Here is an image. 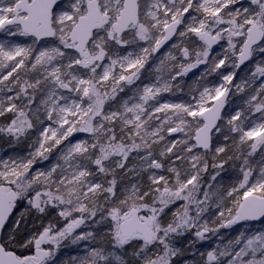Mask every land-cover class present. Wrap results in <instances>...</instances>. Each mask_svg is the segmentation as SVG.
Listing matches in <instances>:
<instances>
[{
    "label": "snow or ice",
    "instance_id": "6c2138e0",
    "mask_svg": "<svg viewBox=\"0 0 264 264\" xmlns=\"http://www.w3.org/2000/svg\"><path fill=\"white\" fill-rule=\"evenodd\" d=\"M0 34V134L34 136L26 156L0 160V264H56L64 241L96 240L76 233L87 222L107 226V244L102 236L78 264H176L187 234L194 259L183 264H264V231H240L207 252L194 247L209 233L264 220V155L258 169L248 159L264 150V58L233 83L264 54V0H0ZM165 45L154 79L142 81ZM202 65L197 95L164 97L183 92L180 82ZM214 74L218 83H201ZM237 93H246L242 107L231 106ZM75 133L90 139L70 140ZM215 134L238 137L236 150L248 151L242 178L210 195L200 153L226 152L213 146ZM54 154L46 170H33ZM133 154L138 165H129ZM227 162L211 165L213 181ZM118 172L136 182L122 183ZM213 198L210 227L203 216ZM53 210L63 227L43 223ZM30 217L39 222L31 229Z\"/></svg>",
    "mask_w": 264,
    "mask_h": 264
},
{
    "label": "rangeland",
    "instance_id": "374dc122",
    "mask_svg": "<svg viewBox=\"0 0 264 264\" xmlns=\"http://www.w3.org/2000/svg\"><path fill=\"white\" fill-rule=\"evenodd\" d=\"M243 3L245 6H248V0H243ZM7 37L4 36V34H0V39H6ZM18 42H22V43H30V39L29 38H25V37H17L15 38ZM224 47H227L226 42H221ZM168 47H165V49H163L162 51H160L159 54H155V58H153L152 60L149 61V64L146 65V69L142 71L141 74V80L144 82H148L147 80H145V76H148L151 79H154V73H153V69L155 67V65L158 63V58L162 57L164 52H166L168 50ZM216 51H220V47L218 46L217 48H215ZM261 58H264V54H260V55H254L253 60L248 62L246 64V66H244L242 69L237 71V77L236 79H234L233 83H238L239 79L243 76H245V74L249 71L254 69V65L255 62ZM204 66L202 65L199 69H194L193 72L189 73L188 76H186L183 81L180 82V86L183 88V92H176L175 94H164V97L166 99L172 100L174 102H180V101H184V102H188L190 100V97L193 95H197V92L194 91L193 89L196 87V83L198 80V77L200 76V73L203 71ZM221 71H224L225 73L228 71H231V69H222ZM218 74H214L212 76L207 77L206 81H201V83H218ZM261 81H257V85L260 83ZM140 82L138 81L137 84H139ZM133 87V86H130ZM125 93H128V89H125ZM125 93H121V96H124ZM241 97L246 98V93H237L236 95H233L230 97V102H234L231 106L235 107L237 105L239 106H243ZM229 111H231V107L228 109ZM259 113H255L252 116L253 120H258L259 118ZM219 134H215L214 138H213V146H224L226 147V142H224V140H220L217 139L219 136ZM180 138V134H173L172 136L168 137L167 139H178ZM74 139H90L89 134L86 133H75L73 137H70V140H74ZM67 143V142H66ZM159 149L157 148V151ZM30 151H32V148L29 146H25V148L22 149V147H18L12 151H7V152H2L0 151V160H4V159H8L9 157L12 158H17V157H24L26 156ZM201 155H204L205 158L208 161L209 164V168L207 170V172H204L202 174V179H201V184L204 185L203 191H208L209 194L211 195L212 193H218V192H223L224 189L230 188L238 179L242 178V175H240V177L238 176H233V175H228L225 173V165H227L228 163H226L224 165V169L220 172V175L217 176L216 180L213 181L211 179V176L215 174V170L211 167V165L213 163H216L215 160L213 159V156L215 155L214 152H209V154L201 151L200 153ZM207 154V155H206ZM264 155V150H260L258 149L257 152L250 157V161L253 163L252 167L253 169H258L261 165H260V159L261 156ZM213 160V161H212ZM223 160H220V162ZM55 162V154L49 158L48 161H40L37 164H35L33 166V170L35 169H41V170H46L49 166L50 163H54ZM219 163V162H218ZM132 164H139V161L137 158H135V154H133V157H130L129 159V165ZM231 168V167H230ZM257 175V172L254 171L253 172V176ZM146 180V177H145ZM136 181L133 180L132 183H135ZM208 185H211V187H207ZM214 199L213 201H210V208L209 211L207 213L204 214L203 219L207 220L209 223V226L213 223V221L215 220V213H216V208H215V203H214ZM182 202H177L176 205H172L170 206L169 209H166V213H167V217L166 218H170L172 212H174L176 210L177 207L180 206ZM49 221H51L54 224H57L60 227H63V220L58 217L56 211H50L49 215L45 218H43V223L47 224ZM39 222H37L34 218L31 219V225L33 226V224H37L38 225ZM216 223H219V221H216ZM215 225V224H214ZM91 226L94 227L96 225L92 224L91 222H87L85 225L81 226V228L76 230V233L79 234L80 232H87V231H92L94 233H97V235H102L104 234V232L107 231V226H103L101 229L98 230V226H96V230L91 229ZM31 229V228H30ZM194 231V230H193ZM221 231V230H220ZM240 231H246V232H254V231H264V221L263 222H259L254 224L253 227L251 228H247L245 226H233V228L228 229L227 230V235H224V233L219 232L217 234L216 237V242L212 245L209 243L211 240L208 238L204 241H198L195 243L194 247L196 250H199L200 252H207L209 250H211L212 248H214L217 244H221V246L223 245V243H226L227 240L229 239H234ZM106 237V236H105ZM219 237H223L224 240L223 242L219 239ZM194 239V235L193 234H187L185 237L179 239L177 241V245L180 246L181 248L185 249V255L183 257H181L176 264H183V260L187 259V260H192L194 259V257L192 256V251L193 249H189L186 247V245L188 244L189 241H192ZM105 241L107 242V237L105 238ZM184 242V243H183ZM98 240L96 237L95 241L92 240H88V241H79L75 244L71 243L70 240H66L63 242V244L61 245L59 251L57 252V256H56V264H73V257L77 258L76 264H78L79 258H83L84 256H86L89 252V250L92 247H98ZM196 260H199L200 257H195Z\"/></svg>",
    "mask_w": 264,
    "mask_h": 264
},
{
    "label": "trees",
    "instance_id": "16d2710c",
    "mask_svg": "<svg viewBox=\"0 0 264 264\" xmlns=\"http://www.w3.org/2000/svg\"><path fill=\"white\" fill-rule=\"evenodd\" d=\"M4 123H7V119H5L3 117H0V124H4ZM218 136L219 137L217 139H219V138H220V140L223 139L222 135H218ZM33 139H34V136L30 137V138H22L19 142H16L11 137H8V136H6L4 134H0V151L7 152V151H12V150H14V149H16L18 147H22V149L25 148V146H29L30 147V145L32 144V140ZM237 139H238V137H235V136L231 137L228 141H225L223 139L224 142L227 143L226 144V152L220 154L219 156H216L214 160H215L216 163L220 162V160H228V162H227L228 164L225 165V170H224L225 173L228 174L229 176L230 175H233V176L236 175V176L240 177V175H242L240 169H241V167L243 165V159L241 158V153H244L246 155V153L248 151V148H247V146H242L241 150L238 152L236 150L235 144H234V141L237 140ZM207 154H209V152ZM228 157H232V159H228ZM248 159H249L250 165L252 166L253 163L250 161V157H248ZM117 176H118V179H120L121 182L125 183V184H130V183L133 182V180H135V179H132L130 177V175H125L123 172H118ZM31 219L32 218L30 217L29 218V223H28V228L29 229L32 228ZM254 224H256V223L248 222L247 224H240V225H235V226H242L243 225V226H245L247 228H251V227L254 226ZM210 227H215L214 223H212L210 225ZM91 229L96 230V226H94V227L91 226ZM227 230L228 229H221L220 232L224 233V235H227V233H226ZM217 234L209 233L208 237L211 240L209 242L211 245H212V243L214 244L216 242ZM101 237H102V235H97V240H98L97 246L98 247L101 246ZM105 238L106 237L103 236L104 243L106 245L107 242L105 241Z\"/></svg>",
    "mask_w": 264,
    "mask_h": 264
},
{
    "label": "water",
    "instance_id": "95a60500",
    "mask_svg": "<svg viewBox=\"0 0 264 264\" xmlns=\"http://www.w3.org/2000/svg\"><path fill=\"white\" fill-rule=\"evenodd\" d=\"M166 46H167V45H165V47H166ZM216 47H217V46H215V48H216ZM163 49H164V48H162L161 50H163ZM159 53H160V52H159ZM157 54H158V53H157ZM246 63H247V62H246ZM243 67H244V65L241 66V69H242ZM213 137H214V136H213ZM213 143H214V142H213ZM261 221H262V220H261ZM253 222H259V221H253ZM253 222H252V223H253Z\"/></svg>",
    "mask_w": 264,
    "mask_h": 264
},
{
    "label": "flooded vegetation",
    "instance_id": "af4514ba",
    "mask_svg": "<svg viewBox=\"0 0 264 264\" xmlns=\"http://www.w3.org/2000/svg\"><path fill=\"white\" fill-rule=\"evenodd\" d=\"M32 218V217H31ZM9 223H11V220L9 221Z\"/></svg>",
    "mask_w": 264,
    "mask_h": 264
},
{
    "label": "bare ground",
    "instance_id": "6f19581e",
    "mask_svg": "<svg viewBox=\"0 0 264 264\" xmlns=\"http://www.w3.org/2000/svg\"><path fill=\"white\" fill-rule=\"evenodd\" d=\"M167 46H168V45H167ZM167 46H166V47H167ZM164 49H165V47H164ZM161 51H162V50H161Z\"/></svg>",
    "mask_w": 264,
    "mask_h": 264
}]
</instances>
